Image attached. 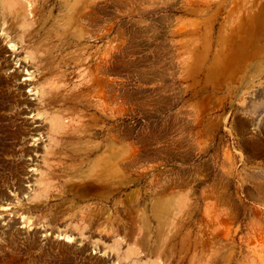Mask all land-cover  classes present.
I'll use <instances>...</instances> for the list:
<instances>
[{
    "label": "rangeland",
    "instance_id": "374dc122",
    "mask_svg": "<svg viewBox=\"0 0 264 264\" xmlns=\"http://www.w3.org/2000/svg\"><path fill=\"white\" fill-rule=\"evenodd\" d=\"M17 2L0 11V264H264V0ZM58 113L78 122L56 144ZM110 149L109 190L67 186Z\"/></svg>",
    "mask_w": 264,
    "mask_h": 264
},
{
    "label": "bare ground",
    "instance_id": "6f19581e",
    "mask_svg": "<svg viewBox=\"0 0 264 264\" xmlns=\"http://www.w3.org/2000/svg\"><path fill=\"white\" fill-rule=\"evenodd\" d=\"M73 1L77 0H65L66 5L69 3H72ZM17 0H0V11L2 13L6 11H10L12 15H17V17H20L19 14H21L20 10L22 9L21 7H17ZM24 22L26 23L28 21L27 14H23L21 17ZM59 80H44L42 84L44 85V91L48 88L49 91L47 93L43 92L42 99L48 101V105L51 103V99L55 97L53 92H56L59 85ZM46 114L44 119L48 120L49 118V130L48 133L50 135V141L52 140L54 143L58 144V140L61 136L65 135H70V126L73 124L75 125L78 121L74 118H69L67 120V117L65 114L58 113V114ZM51 116V118H50ZM67 120V121H66ZM48 123V122H47ZM46 123V124H47ZM76 132L73 131L72 133L74 134ZM56 147V145H55ZM88 150L86 151L87 156H94L97 155L98 149H96L95 146H90L88 145ZM109 148V147H108ZM87 157V158H88ZM97 164L95 165L97 168L92 170L91 172L87 174H81V175H72L70 182H68L67 186H80V187H86V188H93L94 187H101L105 190H109L112 185H113V162H112V154H111V149L108 153L102 155V157H98L97 159ZM55 164H49V169L54 170L55 169ZM59 170L64 173V174H71L72 173V168L70 167H62L61 165L59 166ZM43 175V173H42ZM47 174H45L43 177L45 178ZM42 184V182H40ZM66 186V185H65ZM44 197L48 198L50 194V187L48 184L45 182L44 187L42 188ZM62 192V190H61ZM154 222V221H153Z\"/></svg>",
    "mask_w": 264,
    "mask_h": 264
}]
</instances>
